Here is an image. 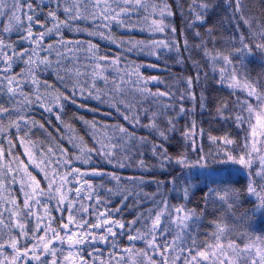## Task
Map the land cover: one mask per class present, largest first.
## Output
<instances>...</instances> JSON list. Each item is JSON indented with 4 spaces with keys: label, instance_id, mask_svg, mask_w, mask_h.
Here are the masks:
<instances>
[{
    "label": "snow or ice",
    "instance_id": "obj_1",
    "mask_svg": "<svg viewBox=\"0 0 264 264\" xmlns=\"http://www.w3.org/2000/svg\"><path fill=\"white\" fill-rule=\"evenodd\" d=\"M150 6L154 17L151 30L167 33L170 26L164 21L174 13L166 2L161 6L150 5L148 0H0V264H264V232L254 235L234 227L239 223L251 228V217L264 219V15H250L244 0H223L222 5L213 0H190L187 6V15L192 17L185 19L188 29L202 26L209 10L218 7L223 8L227 23L235 25L224 40L231 45L225 51L207 47L220 42L211 27L203 35L199 31L193 34L199 43L190 47L185 38L183 45L189 53L191 49H203L205 62L213 66V75L219 73L218 85L227 86L230 95L235 96L234 100L219 101L216 111L220 119L234 124L238 130L236 138H231V133L222 137L209 135V141L217 146L212 153L197 144L195 120L190 127L186 123L183 130L178 127L179 119L194 114V108L184 104L195 100L193 86L200 80L196 62L198 74L195 80L188 77L182 90L151 92L140 83L139 76L132 79L127 72L116 71L121 79L108 81L107 66L118 69L121 57L110 60L107 55H100L94 44L85 46L84 41L65 39L66 29L99 34L102 38L105 30L111 32L113 27L131 30L140 22L132 17H139L141 11L148 13ZM157 9L159 18L155 19ZM181 14L184 15L182 7ZM241 22L246 33L241 30ZM170 31L172 39L149 43L148 47L155 50L153 54L176 48L179 55L180 46L174 39L176 28L171 27ZM106 38L126 43L111 36ZM257 57L262 71L253 75L249 64L256 63ZM47 76H52L55 83L50 84ZM101 80L104 89L97 87ZM85 93L122 112L128 126L103 125L111 132L96 139L97 122L85 121L94 130L95 144L91 148L80 147L81 155L77 156L70 155L58 142H50L47 148L43 143L30 142L29 133L37 125L48 132L43 123L30 119L33 109L56 114V120L63 123L64 102L76 103L77 95ZM200 107H205L203 95ZM145 120L148 122L143 123ZM140 128L149 129L150 135L155 133L157 142L137 136L135 130ZM177 132L183 150L170 155L164 145ZM200 134L202 137L203 129ZM51 136L48 132L46 139ZM14 139L21 146L28 143L32 149L24 153L30 157L26 164L14 151ZM68 143L77 147L72 137ZM80 144L83 145L82 138ZM149 146L157 165L176 173L170 179L144 180L97 169L81 171L75 166L77 161L88 164L92 155H98L108 164L115 162L114 166L120 169L135 167L148 172L157 166H148L143 158L147 154L143 150ZM210 162L220 167H211ZM33 165L43 172L44 185L35 177L31 184L21 180L19 194L14 195L10 189L17 183L16 177L22 169L31 175L27 170ZM221 172L229 176L243 173L247 185L234 188L221 180L216 187L209 186L217 183L213 177ZM89 176L108 177L107 183L113 186L94 185ZM200 179L206 181L202 186L192 183ZM151 184L157 190L144 192V186ZM169 185V194L176 193L177 199L182 192V203H170L160 191ZM194 188L206 189L202 207L187 206ZM114 199L120 202L112 209ZM244 204L250 206L236 216ZM125 208L135 212V217L115 219ZM221 209L223 213L217 215ZM53 212L59 216H53ZM206 215L214 216L209 225L211 232L201 231ZM85 216L97 222L90 223ZM229 219L232 226L226 222ZM125 235L129 246L119 247L120 238ZM137 241L143 242L144 247H135ZM109 246L104 259L103 249Z\"/></svg>",
    "mask_w": 264,
    "mask_h": 264
},
{
    "label": "trees",
    "instance_id": "obj_2",
    "mask_svg": "<svg viewBox=\"0 0 264 264\" xmlns=\"http://www.w3.org/2000/svg\"><path fill=\"white\" fill-rule=\"evenodd\" d=\"M149 4H160L163 6V2H166L172 9L173 15L168 17L164 23L168 24L169 30L167 33H160L151 30L152 21L154 17L150 15L152 9L149 7L148 13L144 11L140 12L139 17L133 16V21L137 22L133 29L129 30L122 27H113L111 32L105 30L104 37L101 35H89L88 32L76 33L74 31L65 30L64 35L65 39L72 40H81L84 41L85 46L89 43L94 44L99 49L100 55H107L108 58L114 59L117 56L121 57L119 60V68L114 70L109 65L108 72L105 75L108 76V81L111 82L113 78L117 81L121 79L120 76H116L115 72L120 71L121 73L127 72L132 76V79H136L137 76L140 78V83L145 87L146 90H150L151 92H156L157 90L165 91L170 90L175 92L178 88L183 89L186 84V80L188 77H192L194 80L197 76V67L194 65L196 62L199 66V83L194 84L193 92L195 95V100L189 99L185 102L184 107L192 109L194 108V114L182 119L178 120V127L183 130L185 124L191 126L192 120L196 122V141L197 144L202 145L205 152H216V145L212 144L209 141V135L222 137L226 133H231V138H236V133L238 130L235 129L234 124L231 122H225L223 119H220L217 115V107L218 102L221 100H234L235 96L230 95L231 89L227 88V86L221 87L218 85L217 81L220 79L219 73L217 72L213 75L212 64L210 62L206 63V58L203 55V49L196 50L191 49V53L185 51L183 48L185 38L189 43V46L199 43L198 40L194 38V33L199 31L202 35L205 33L206 29L213 28V36L216 37L220 42L215 44L214 46L209 43L207 47L212 49L213 47L218 51H225L226 48H230L231 45H226L224 40L232 34V30L234 28L233 25H229L225 20V14L222 7L216 8L214 11L209 10L206 14L207 22L202 26H197L196 28L188 29L187 24L185 23V19H192V17L187 15V6L190 3V0H148ZM214 3L221 4L223 0H213ZM244 6L246 11L250 15H255L256 17H260L264 15V0H244ZM181 7L184 9V15L181 14ZM146 18V22L145 21ZM159 18V9H157V16L155 19ZM83 27V25H81ZM171 27L176 28L175 41L179 44V55L177 54V49L173 48L171 51L168 49H164L161 53L153 54L155 51L152 48H149L148 45L154 41H160L167 39H172L171 35ZM38 30V29H37ZM183 30V32H182ZM242 30V28H241ZM243 31V30H242ZM114 37L116 41H125L124 44L114 43L113 40L108 39L106 37ZM12 39H16L15 36ZM142 42V43H137ZM131 49V50H129ZM257 62L249 64V68L252 70L253 75L262 71V68L259 64V57L256 58ZM219 66H217L218 68ZM20 69L17 68L16 71ZM111 73V74H109ZM151 77H157V80H150ZM50 84L55 83V80L52 76L46 77ZM91 82V81H89ZM97 87L100 89H104L105 85L103 80H101ZM43 92L44 89H41ZM55 93H53L54 95ZM203 95L205 97V107L202 110L200 107V97ZM178 98V97H177ZM128 99H132L131 96ZM147 107V105H143ZM179 108V105H177ZM228 113H224L227 115ZM30 119H34L39 123H43L45 128L52 134V136L46 139L48 132H44V130L39 129L38 125L29 133L30 142L43 143L45 148H47L51 143H60L63 148L68 149L70 155L77 156L81 155L80 147L91 148L94 146L95 141L93 140V128L91 124H86L85 121L92 122L96 121V139H99L101 135L110 134L111 128L105 129L102 127L103 125H124L128 126L127 123L123 119L122 112H117L115 108L109 106V103H100L99 101L89 97L87 93L85 95L80 96L77 95L76 103H71L70 101L64 102V109L62 120L63 123L56 120V114H49L43 112L40 108H35L32 110V115ZM51 121V124H48V121ZM145 120L143 123H147ZM56 129H60L59 132ZM203 129V136L201 137L200 130ZM132 130V129H130ZM27 131V129H25ZM137 136H145L152 142H157L155 133L150 135L149 129H136ZM13 138L17 135L15 130H13ZM22 135V134H21ZM241 136L243 133L240 134ZM64 136L63 140H60L59 137ZM180 133L177 132L175 134V138L168 141L164 146L167 148L170 155H174L177 151H181L183 141L179 139ZM72 137L75 139L77 147H73V145L68 143V138ZM81 138L83 139V145L80 144ZM7 137L5 138V140ZM242 142V141H241ZM14 143L16 147L14 149L15 153L19 157L21 161L25 164L30 159L29 156L24 155L25 151L31 152L32 149L26 143L24 146L20 145L18 140L14 139ZM98 147V145H96ZM7 148V144L4 145ZM190 150V148H189ZM147 154L143 157L148 166L157 165V161L151 155V147L144 149ZM36 163H40V160L37 156H33ZM140 159V157H136V160ZM195 159V156L193 157ZM219 159V158H217ZM115 163V162H114ZM113 164H108L105 160H103L98 155H92L88 164H84L83 161H77L75 164L76 167H79L81 171L91 172L93 169L105 171V172H116L118 175L122 176H136L138 178H142L144 180H168L171 178V175L176 173L172 172L171 168L169 169H161L158 165L154 168L145 172L141 169H136L135 167H129L120 169L115 167ZM211 167H220L218 164H212L210 162ZM28 173H30L31 178L35 177L36 180L41 182V185H44V174L40 171L39 168H36L35 165L28 168ZM255 171V169L253 170ZM176 172H179V169H176ZM88 179L94 185L103 184L105 188L112 187V184H108V177L103 179L99 177H91ZM213 179L217 183H212L209 186L216 187L217 184L223 180L224 184H228L234 188H241L242 186L247 185V176L243 173H233L232 175H226L221 172L218 176H214ZM206 181L204 179L194 180L193 184L203 185ZM221 187L223 184L220 185ZM168 188H161L160 191L165 194L166 197L169 198L170 203L179 204L183 202V194L180 193V198L177 199L176 193H170ZM20 187L15 184V186L10 189L13 191L14 195L19 194ZM156 185L151 184L144 186L143 191L149 194L155 192ZM203 191L206 189H196L194 188L192 194L190 195V203H188L189 208H197V206H203ZM103 194V193H102ZM6 195V193H5ZM159 198V197H158ZM23 197H20V201L22 203ZM119 199H114L111 208L115 209L119 204ZM131 203V201H129ZM85 206H87L85 202ZM250 205L244 204L240 210L237 211L236 216L240 215V212L243 211L244 208L249 207ZM216 207H219L217 205ZM103 210V207L100 209ZM199 211V209H198ZM41 212L43 213V207L41 208ZM209 212H212V206H209ZM223 209H221L220 213H216L217 215L222 214ZM53 216L58 217V212H53ZM135 212H129L127 208L123 209L122 212L116 215L114 218L117 220H131L135 217ZM68 213H64L65 220L67 219ZM85 220H89L90 223H96L95 219H89L88 216H85ZM214 219L213 215H206L203 218V224L201 225L202 232H211L212 228L209 226L210 221ZM35 222V221H34ZM230 226L233 225L231 219L226 221ZM60 221L57 220V224ZM251 228H248L242 224L237 223L234 225L237 231H251L254 235H259L264 232V219H261L260 216L251 217L250 218ZM131 234V233H129ZM204 237L201 236V239ZM119 247H126L128 245L127 235L120 238ZM103 247V245H101ZM137 248H143L144 243L141 241H137L135 244ZM104 259H107L108 251L110 250V246L108 248H104ZM87 251H92V249H88ZM64 254L67 255V248H65ZM87 258V254L85 253ZM71 264V262H70Z\"/></svg>",
    "mask_w": 264,
    "mask_h": 264
},
{
    "label": "rangeland",
    "instance_id": "obj_3",
    "mask_svg": "<svg viewBox=\"0 0 264 264\" xmlns=\"http://www.w3.org/2000/svg\"><path fill=\"white\" fill-rule=\"evenodd\" d=\"M241 28L242 30L246 33V27L243 26V23L241 22ZM26 152V151H25ZM21 180H23L24 183L31 184L32 183V178L28 176L23 169L20 172V175L16 177L17 185L20 187Z\"/></svg>",
    "mask_w": 264,
    "mask_h": 264
}]
</instances>
